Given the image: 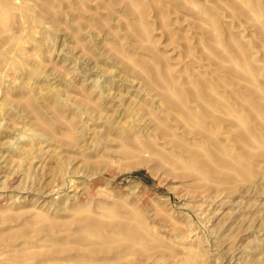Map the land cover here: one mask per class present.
<instances>
[{
    "label": "rangeland",
    "instance_id": "rangeland-1",
    "mask_svg": "<svg viewBox=\"0 0 264 264\" xmlns=\"http://www.w3.org/2000/svg\"><path fill=\"white\" fill-rule=\"evenodd\" d=\"M99 4L0 0V264H13L17 251L44 252L47 235L22 229L37 213L51 219L69 217L74 205H116L120 217L141 226L173 257L169 262L133 255L120 264H176L189 251L197 254L193 264H264L255 252L264 245L261 175L255 186L238 180L231 195L205 192V183L190 186V181L140 164L129 154L136 144L162 142L160 131L154 134V117L163 116L164 105L115 61L109 31L112 26L120 30L123 8L115 6L107 18ZM240 31L247 37L252 33ZM155 36L176 58L178 50L166 47L160 30ZM121 38L128 51L129 41ZM138 54L149 58L141 50ZM186 59L176 62L179 69L189 63ZM86 92L93 94L98 112L85 105ZM29 95L38 114L21 105ZM39 122L55 135L38 129ZM258 146L248 149L262 152L264 145ZM258 162L259 172L264 160ZM94 257L110 259L112 254Z\"/></svg>",
    "mask_w": 264,
    "mask_h": 264
},
{
    "label": "bare ground",
    "instance_id": "bare-ground-1",
    "mask_svg": "<svg viewBox=\"0 0 264 264\" xmlns=\"http://www.w3.org/2000/svg\"><path fill=\"white\" fill-rule=\"evenodd\" d=\"M99 1L107 18L115 6L123 8L120 30L112 26L109 31L115 61L164 105L163 116L154 117V134L160 131L162 142H136L129 154L140 164H153L168 176L190 181L189 185L205 183V192L231 195L237 192L238 180H249L251 186L264 180V168L258 172L264 150L248 149L264 145V69L260 67L264 63V0ZM243 28L252 30L251 36L243 34ZM155 30L166 38V47L178 50L176 58L160 47ZM121 37L129 41L128 51L123 50ZM186 58L189 63L179 69L176 62ZM83 101L92 111H99L92 93L86 92ZM21 105L38 114L33 96ZM43 124L36 126L55 135ZM141 152L150 156L141 158ZM169 166L176 171H169ZM68 211L69 217L63 219L37 213L28 221L22 230L45 233L49 247L44 252L17 251L13 264H120L133 255L158 256L169 262L173 258L141 226L120 217L116 205H74ZM255 252L264 261V245ZM95 254L112 257L99 259ZM196 255L189 251L176 264H193Z\"/></svg>",
    "mask_w": 264,
    "mask_h": 264
}]
</instances>
